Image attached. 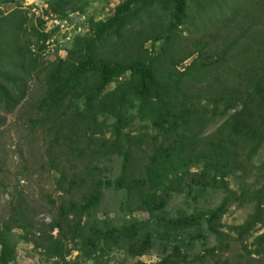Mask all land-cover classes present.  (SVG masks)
<instances>
[{
  "label": "trees",
  "instance_id": "trees-1",
  "mask_svg": "<svg viewBox=\"0 0 264 264\" xmlns=\"http://www.w3.org/2000/svg\"><path fill=\"white\" fill-rule=\"evenodd\" d=\"M75 1L48 5L65 17L60 4ZM255 1L124 0L108 19L88 18L87 34L74 37L67 56L45 64L28 47L46 36L19 7L4 15L1 6L18 0H0V109L22 104L36 79L40 96L24 114L30 133L41 136L42 168L56 195H48L52 220L42 224L15 191L0 229V264L16 260L14 230L39 251L40 264H73V253L108 264L117 253L133 260L153 250V264H264V232L256 234L264 229V160L253 163L264 147V29L248 34L239 26L213 57L204 41ZM183 31L203 38L180 49L191 39ZM220 68L222 83L206 86ZM207 194H219V204L197 207ZM106 196L118 211L114 221L99 216ZM178 197L191 212H169ZM232 206L250 211L226 232ZM209 239L212 247L194 251ZM233 245L239 252L230 262Z\"/></svg>",
  "mask_w": 264,
  "mask_h": 264
},
{
  "label": "rangeland",
  "instance_id": "rangeland-1",
  "mask_svg": "<svg viewBox=\"0 0 264 264\" xmlns=\"http://www.w3.org/2000/svg\"><path fill=\"white\" fill-rule=\"evenodd\" d=\"M40 1L48 4V0ZM123 1L124 0H78L75 2H62L58 11L70 16L71 20L82 28L81 35H84L87 34L88 18H92L94 21L106 20ZM23 2L24 0H18V6L4 5L1 6V9L4 15H7L14 9L18 7L20 9L21 6L23 7ZM256 8L262 10L264 14V0L252 2V4L248 6L247 11L239 15L226 29L222 30L216 28L204 37L205 43L208 44L209 54L211 55L209 57H213L216 50L221 49L225 42L237 35L239 26L242 28L241 30L247 29L248 34H252L253 30L264 29V15L255 14L254 10ZM28 26L29 25L26 26V29ZM181 28L185 29L187 25L184 23ZM181 34L183 37H189L191 39L180 41V49L191 47L194 40L202 37L200 32L189 35L183 31ZM22 41L23 38L21 39V42ZM159 44H156V51L158 50ZM146 47H150V44L147 43ZM110 55L113 57L115 54L110 53ZM66 56L67 52L66 54H62V57L65 58ZM189 62L190 61H187L186 63L188 64ZM224 72L225 69L220 68L218 72L213 73L205 83L206 86L214 83V78H218L221 80L220 83H222V77L225 75ZM39 86L36 79H33V81L29 82L27 85L26 99L22 104L16 106L9 113L0 109V229L3 228V223L8 218L9 203L11 199H13L15 191L24 196L26 204L31 209L36 222L48 224L52 220V207L49 205L48 195H50L49 199L52 201H56V195L53 193L51 176L42 168L44 152L43 142L39 134H31L27 129L28 114H24L26 103L35 101L39 98L41 93ZM212 86L214 87L213 89H216L220 85L215 83V85L213 84ZM111 87H113V85H111ZM219 122V120H216L206 132H211ZM262 160H264V147L258 152L253 163L259 164ZM108 197H110V195ZM104 201L105 202L100 207L99 214L101 215L99 216L103 219H111L114 221V219L118 217V211L114 204V200H110L106 196ZM219 202V194H207L204 201L199 203L197 207L213 208L217 206ZM180 208L191 212L193 205L185 201L182 197L173 198L168 205V210L171 214ZM249 211L250 209L248 207L239 209L236 208V206H232L222 219V223L225 225L223 230L228 232L227 227L241 224ZM136 216L142 221L147 219V215L144 213L136 214ZM263 232L264 229H258L256 234H261ZM55 233L56 232L53 234ZM19 235L20 231H13L12 240L16 246V260L13 264H40L41 256H39V251H33L32 245L21 241ZM249 242H251V239ZM212 245L213 240L209 239L205 246L198 243L194 251L201 253L204 248L212 247ZM238 252V247L233 245L230 252L227 253L225 257L229 258L231 262L236 258ZM75 257H77V253H73L69 258L71 262L73 261V264H91L89 262H84L81 257L76 259ZM157 260V253L153 250L149 254L133 260L126 259L123 253H117L111 257L108 264H136L137 262L153 264Z\"/></svg>",
  "mask_w": 264,
  "mask_h": 264
},
{
  "label": "built area",
  "instance_id": "built-area-1",
  "mask_svg": "<svg viewBox=\"0 0 264 264\" xmlns=\"http://www.w3.org/2000/svg\"><path fill=\"white\" fill-rule=\"evenodd\" d=\"M23 3L20 9L27 21L33 24L40 34L46 36V39H31L28 47L31 57L45 64L64 59L62 54H66L74 37L81 35L82 28L74 23L70 16L60 17L52 13L49 5L40 0H24Z\"/></svg>",
  "mask_w": 264,
  "mask_h": 264
}]
</instances>
